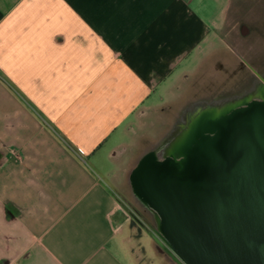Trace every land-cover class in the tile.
I'll use <instances>...</instances> for the list:
<instances>
[{"label": "crops", "instance_id": "crops-1", "mask_svg": "<svg viewBox=\"0 0 264 264\" xmlns=\"http://www.w3.org/2000/svg\"><path fill=\"white\" fill-rule=\"evenodd\" d=\"M249 15L264 35V0H0V264H182L131 174Z\"/></svg>", "mask_w": 264, "mask_h": 264}, {"label": "water", "instance_id": "water-1", "mask_svg": "<svg viewBox=\"0 0 264 264\" xmlns=\"http://www.w3.org/2000/svg\"><path fill=\"white\" fill-rule=\"evenodd\" d=\"M131 181L182 264H264V87L188 103Z\"/></svg>", "mask_w": 264, "mask_h": 264}, {"label": "rangeland", "instance_id": "rangeland-1", "mask_svg": "<svg viewBox=\"0 0 264 264\" xmlns=\"http://www.w3.org/2000/svg\"><path fill=\"white\" fill-rule=\"evenodd\" d=\"M242 43L243 42H241L240 40H236V43L233 44L234 53L228 51L225 47L221 48L219 50L218 56L221 59L226 60L228 63H219L216 66L217 70H215V72L212 71V74H206V76L203 75V80L201 81V84L198 85L199 82H196L195 89L190 91V93H188L189 95H187V97L184 98L182 101L184 103L187 102L188 104L191 101H196L199 99H213L217 97H226L227 94L241 90L245 84V80L248 79L249 74L248 69H246V66L243 65L244 62L249 61L251 62L253 68L261 70V63L264 61V48L258 49L256 48L255 44H250L249 46H247V43ZM179 107H176V109H173L169 113L171 126L173 125L172 122L177 118L178 114L180 113ZM158 138L159 137L155 135L153 138L150 137L149 146L151 145V141L155 143L156 141L158 142ZM133 207L134 211L140 218L147 219L149 220V223L152 226L154 225V220L150 212H148L136 202H133Z\"/></svg>", "mask_w": 264, "mask_h": 264}, {"label": "flooded vegetation", "instance_id": "flooded-vegetation-1", "mask_svg": "<svg viewBox=\"0 0 264 264\" xmlns=\"http://www.w3.org/2000/svg\"><path fill=\"white\" fill-rule=\"evenodd\" d=\"M246 21L247 23L244 25L243 31L240 32L239 37L240 36L242 37V39L244 40L243 43L245 44L247 43V46H249L250 44H255L256 48L259 49L260 47L263 46V41H262L264 37L262 33L263 26L260 25L258 18L256 16H252V15L246 16ZM235 43L236 41L233 42V44ZM261 64H262V68L260 70L253 68L251 62L245 61L243 65L246 66V69H248V73H249L248 79L245 80V84L241 90L227 94V96L245 94L248 92H253L261 87H264V61Z\"/></svg>", "mask_w": 264, "mask_h": 264}]
</instances>
